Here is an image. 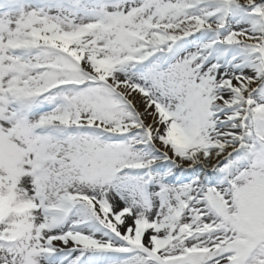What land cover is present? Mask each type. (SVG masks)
Listing matches in <instances>:
<instances>
[{"label":"snow or ice","instance_id":"snow-or-ice-1","mask_svg":"<svg viewBox=\"0 0 264 264\" xmlns=\"http://www.w3.org/2000/svg\"><path fill=\"white\" fill-rule=\"evenodd\" d=\"M0 264H264V0H0Z\"/></svg>","mask_w":264,"mask_h":264}]
</instances>
